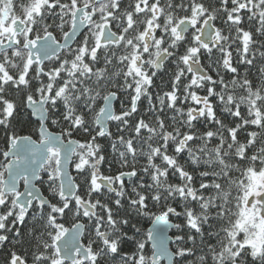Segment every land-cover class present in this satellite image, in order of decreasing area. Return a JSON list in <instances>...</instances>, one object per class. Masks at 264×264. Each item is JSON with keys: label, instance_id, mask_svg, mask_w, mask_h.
Listing matches in <instances>:
<instances>
[{"label": "snow or ice", "instance_id": "1", "mask_svg": "<svg viewBox=\"0 0 264 264\" xmlns=\"http://www.w3.org/2000/svg\"><path fill=\"white\" fill-rule=\"evenodd\" d=\"M0 264H264V0H0Z\"/></svg>", "mask_w": 264, "mask_h": 264}]
</instances>
